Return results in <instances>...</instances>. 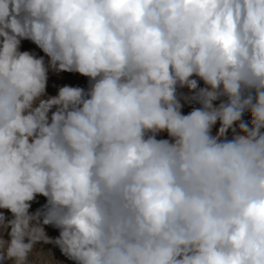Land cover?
Listing matches in <instances>:
<instances>
[{
  "label": "clouds",
  "instance_id": "clouds-1",
  "mask_svg": "<svg viewBox=\"0 0 264 264\" xmlns=\"http://www.w3.org/2000/svg\"><path fill=\"white\" fill-rule=\"evenodd\" d=\"M0 209V264H264V0H0Z\"/></svg>",
  "mask_w": 264,
  "mask_h": 264
},
{
  "label": "rangeland",
  "instance_id": "rangeland-1",
  "mask_svg": "<svg viewBox=\"0 0 264 264\" xmlns=\"http://www.w3.org/2000/svg\"><path fill=\"white\" fill-rule=\"evenodd\" d=\"M21 51H29L31 53H33L35 56L40 57L43 56L45 58V62L47 63L48 61V57L42 52V50H40L34 43H32L29 40H23L21 42ZM79 79L80 81H76L75 79ZM72 86V87H81L84 88L85 90H87L90 86V82H89V78L81 76L78 73H74V72H55L52 70H49L48 73V83H47V94L49 96H55L58 93V89L62 86ZM199 86L200 87H204V84L202 81L199 82ZM188 90V89H187ZM181 92L184 93V91L180 90ZM189 92V90H188ZM219 102V101H217ZM182 103H185L184 101H182ZM193 107H200V105L196 102H192L190 104H188L186 106L187 110H192ZM55 109H53L54 111ZM245 115L247 116L245 118ZM243 117V119L245 121L250 122L251 120V114L250 113H246ZM160 138V137H158ZM162 138H167L166 133L163 135ZM229 138H231V133H229ZM43 197V196H41ZM44 198V201L42 202V204L38 207V209H41L45 204H46V198ZM0 211L4 212L5 215L11 219L12 215L10 212H8L6 209H0ZM30 211V210H29ZM30 213H34V212H30ZM45 227V231L46 233L50 236V237H57L59 235V230L56 229L53 226H44ZM44 248L45 253L48 252V250L51 251L52 253V257H49L50 259L59 262V264H74L73 261L68 260L60 251V249L55 246V245H37V250Z\"/></svg>",
  "mask_w": 264,
  "mask_h": 264
},
{
  "label": "bare ground",
  "instance_id": "bare-ground-1",
  "mask_svg": "<svg viewBox=\"0 0 264 264\" xmlns=\"http://www.w3.org/2000/svg\"><path fill=\"white\" fill-rule=\"evenodd\" d=\"M76 81H80L78 78L77 79H75ZM80 82H82V81H80ZM182 91H184V93L185 94H188V95H190V93L188 92V90H187V88H184V89H181ZM215 103H219V102H215ZM189 103H184V107L182 108V112H183V114H187L188 112H190L191 110H187V108H186V106L188 105ZM246 114V113H245ZM247 116L245 115V118H246ZM219 127V125H217L216 126V128H218ZM215 130V129H214ZM44 201V198L43 197H41V196H37L36 197V199L33 201V202H31V207H30V212H36L37 210H38V207L42 204V202Z\"/></svg>",
  "mask_w": 264,
  "mask_h": 264
}]
</instances>
